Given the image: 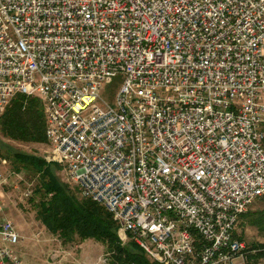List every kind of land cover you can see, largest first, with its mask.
Segmentation results:
<instances>
[{
    "label": "built area",
    "instance_id": "built-area-1",
    "mask_svg": "<svg viewBox=\"0 0 264 264\" xmlns=\"http://www.w3.org/2000/svg\"><path fill=\"white\" fill-rule=\"evenodd\" d=\"M18 95L43 102L47 162L123 245L259 264L236 229L264 197V0H0V113ZM2 213L0 264H26Z\"/></svg>",
    "mask_w": 264,
    "mask_h": 264
},
{
    "label": "trees",
    "instance_id": "trees-1",
    "mask_svg": "<svg viewBox=\"0 0 264 264\" xmlns=\"http://www.w3.org/2000/svg\"><path fill=\"white\" fill-rule=\"evenodd\" d=\"M46 127L45 106L35 97L26 99L18 95L0 114L1 135L17 143L47 146ZM13 158L20 169L37 179L34 192L39 198L36 204L38 219L64 243L74 242L77 238L82 242L94 240L115 252V259L121 264H158L133 242L123 245L112 215L103 206L75 194L67 185H61L43 157L16 152ZM253 216L244 218L264 233V210ZM237 237L243 240L242 236ZM250 248L258 251L253 257L256 262L264 260V243H254Z\"/></svg>",
    "mask_w": 264,
    "mask_h": 264
},
{
    "label": "rangeland",
    "instance_id": "rangeland-1",
    "mask_svg": "<svg viewBox=\"0 0 264 264\" xmlns=\"http://www.w3.org/2000/svg\"><path fill=\"white\" fill-rule=\"evenodd\" d=\"M122 80V76L116 77L104 92L105 97L109 96L112 100V94L122 84ZM49 151V146L17 143L5 139L0 133V168L5 178V182L0 186V203L4 209L2 215L15 222L21 236L15 250L26 264H103L100 262L103 259L108 260L107 264H121L115 259V252L108 250L104 244L94 240L82 242L78 238L74 242L64 243L38 219L36 204L39 198L34 192L37 179L30 176L25 169H20L13 155L16 152L33 153L47 162L45 157ZM47 164L61 185H67L72 192L80 196L78 187L68 179L63 166L57 163ZM262 210L264 197L254 202L244 216H253ZM244 216L237 226V236H242L249 247L254 243H264V233L251 226ZM257 263L264 264V260Z\"/></svg>",
    "mask_w": 264,
    "mask_h": 264
}]
</instances>
